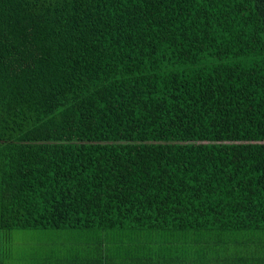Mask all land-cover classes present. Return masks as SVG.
<instances>
[{"label": "trees", "instance_id": "trees-1", "mask_svg": "<svg viewBox=\"0 0 264 264\" xmlns=\"http://www.w3.org/2000/svg\"><path fill=\"white\" fill-rule=\"evenodd\" d=\"M16 230L264 264V0H0V264Z\"/></svg>", "mask_w": 264, "mask_h": 264}, {"label": "rangeland", "instance_id": "rangeland-1", "mask_svg": "<svg viewBox=\"0 0 264 264\" xmlns=\"http://www.w3.org/2000/svg\"><path fill=\"white\" fill-rule=\"evenodd\" d=\"M80 231H52V230H16L13 231L10 245L6 248L7 264H31L33 259H39L38 254L33 250H41L39 256L47 248L60 250L62 254L67 248H81L84 244L80 238ZM56 238V239H49ZM49 239V240H46ZM35 240V241H34ZM89 242H87L88 244ZM90 245V244H89ZM88 245V247H89ZM88 249V248H84ZM58 251L52 252L53 259H57L61 254ZM60 258V257H59ZM63 259V258H62ZM39 261V260H38ZM57 263V260H54ZM48 264L49 262L46 261ZM53 263V264H56ZM64 263V260H63Z\"/></svg>", "mask_w": 264, "mask_h": 264}, {"label": "crops", "instance_id": "crops-1", "mask_svg": "<svg viewBox=\"0 0 264 264\" xmlns=\"http://www.w3.org/2000/svg\"><path fill=\"white\" fill-rule=\"evenodd\" d=\"M54 251H56V249H54V250H46V252H47V254H46V252L44 251V253H45V255L47 256V257H51L53 254H52V252H54ZM51 253V254H50Z\"/></svg>", "mask_w": 264, "mask_h": 264}]
</instances>
